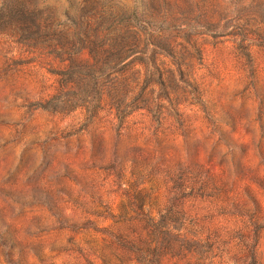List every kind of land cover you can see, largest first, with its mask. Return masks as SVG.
<instances>
[{"label":"rangeland","instance_id":"374dc122","mask_svg":"<svg viewBox=\"0 0 264 264\" xmlns=\"http://www.w3.org/2000/svg\"><path fill=\"white\" fill-rule=\"evenodd\" d=\"M0 264H264V0H0Z\"/></svg>","mask_w":264,"mask_h":264},{"label":"trees","instance_id":"16d2710c","mask_svg":"<svg viewBox=\"0 0 264 264\" xmlns=\"http://www.w3.org/2000/svg\"><path fill=\"white\" fill-rule=\"evenodd\" d=\"M12 12H13V14L14 15H17V17L21 20V21H24V22H26V20H27V13L24 11V9H16V10H11ZM4 23V22H3ZM123 166H122V168H124L125 169V166H124V164H122ZM257 236H259L258 235V233H257ZM254 246V245H253Z\"/></svg>","mask_w":264,"mask_h":264}]
</instances>
